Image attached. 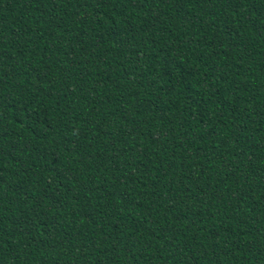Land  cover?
Returning <instances> with one entry per match:
<instances>
[{
  "label": "trees",
  "instance_id": "16d2710c",
  "mask_svg": "<svg viewBox=\"0 0 264 264\" xmlns=\"http://www.w3.org/2000/svg\"><path fill=\"white\" fill-rule=\"evenodd\" d=\"M0 264H264V0H0Z\"/></svg>",
  "mask_w": 264,
  "mask_h": 264
}]
</instances>
